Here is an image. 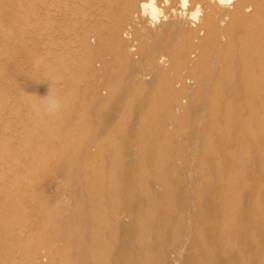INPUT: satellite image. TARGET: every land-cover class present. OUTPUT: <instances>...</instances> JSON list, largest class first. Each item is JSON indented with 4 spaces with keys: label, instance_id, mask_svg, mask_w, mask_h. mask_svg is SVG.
Listing matches in <instances>:
<instances>
[{
    "label": "rangeland",
    "instance_id": "obj_1",
    "mask_svg": "<svg viewBox=\"0 0 264 264\" xmlns=\"http://www.w3.org/2000/svg\"><path fill=\"white\" fill-rule=\"evenodd\" d=\"M138 1L0 0V264H47L35 257L49 248L57 251L54 264H74L81 255L72 242L80 233L78 215L98 199L108 208L109 222L129 224L136 243L150 246L151 257L140 253L139 264L149 260L172 264L181 226H176L177 236L171 240L170 225L155 219L158 212L166 215V203L173 199V195L164 196L162 181L174 169L188 187L184 176L191 165L196 168L193 183L203 180L200 170L211 165L197 159L198 150L203 152L213 138L225 140L218 136V120L227 113L236 119L245 113L252 117L247 126L227 125L232 131L237 127L240 138L255 140L250 151L231 152L255 163L250 168L254 172L264 170V105L240 104L221 95L227 74L222 70L215 72L210 87L200 84L198 78L209 67V59L199 58L200 51L191 54L186 68L180 69V55L171 58L159 49L158 39L165 32L179 33L177 43L189 32L188 25L171 26L172 20L165 18L168 6L180 0H153L160 21L150 30L158 36L144 33L139 42L133 41L136 51H130L129 58L120 55L124 41L118 34L131 27L128 9ZM235 1H225L223 7ZM198 6V17H202L201 5L193 0H187L185 11L192 13ZM237 30L242 29L230 27L233 37ZM251 31L247 32L257 29ZM157 51L165 60L155 68L149 56ZM105 84L110 91L103 89ZM96 91L106 102L93 100ZM49 92L62 99L61 114L38 117L31 102ZM147 132L156 139L145 150ZM132 139L137 143L131 154L121 152ZM215 166L213 175L224 167L222 163ZM255 179L243 182L249 186ZM210 180L222 184L223 197L233 189L231 176ZM142 189L153 197L148 223L133 220L142 213L144 203H139L138 195ZM79 195L87 198L83 204ZM232 203L238 215L246 207L237 199ZM132 206L135 216L129 214ZM259 206L264 207V199ZM248 211L252 214L255 209L248 206ZM194 213L191 228L203 230ZM154 220L162 227L156 230ZM248 220H242L241 228L248 229ZM65 221L72 225L63 230ZM122 228L115 231L121 233ZM248 233L260 240L264 237L259 229ZM196 240L190 239L185 259L178 264H191V257L199 254ZM100 257L105 258L106 252Z\"/></svg>",
    "mask_w": 264,
    "mask_h": 264
},
{
    "label": "bare ground",
    "instance_id": "obj_2",
    "mask_svg": "<svg viewBox=\"0 0 264 264\" xmlns=\"http://www.w3.org/2000/svg\"><path fill=\"white\" fill-rule=\"evenodd\" d=\"M193 1L201 5L203 9L202 17H198L199 6L192 13L185 11L187 0H180L179 3L173 2L168 6L165 18L169 16V19L172 20L170 25L181 28L182 25L186 24L189 32L185 39L182 38L180 43H177L176 39L179 33L165 32L166 34L158 39L159 49L164 50L165 53L168 52L171 58L177 56V54L180 55V69L186 68L191 61V54L200 51L198 55L200 59H209L207 62L209 65L208 70L198 78L200 84L210 87L215 72L222 70L227 73V78L225 77L222 80L224 86L221 95L235 98L240 104L257 102L264 105V0H236L229 8H224L223 5L225 1L230 0ZM179 8L180 11H178ZM128 13L131 27L126 31H122L121 27L116 28L118 31L121 30L122 36L120 34L118 36L122 37L124 41L121 43L123 53H120V55L126 58H129V54L133 50L136 51L133 41L139 42L144 33L151 32L155 37L158 36L157 33L150 30V27H155L156 23L160 21V11L153 0L134 2L129 7ZM255 17L257 18L255 19ZM231 26L242 29L237 30L236 37L231 35ZM251 29L252 31L257 29V32H252ZM149 57L155 68L165 60L158 51L157 53H151ZM252 72H255V76L250 77L249 75ZM229 80L230 83H228ZM128 87L129 85L126 89ZM103 89L109 90L106 84ZM101 96L96 91L93 100L95 102H106V98ZM261 117L264 118V112ZM251 122L252 117L247 113L237 119L235 116H230L229 113L220 116L218 136L225 140L222 142L218 138H213L203 152L198 150L201 156L197 159L211 165L207 169L200 170V176L203 180L193 183L196 168L191 165L192 167L185 173V178L182 175L190 184L188 187L182 185L181 178L174 169H170V176H166L162 181L165 188L164 196L173 195V199L166 203V208L163 207L167 209L165 210L166 215L158 212L155 219H160L162 220L160 222L170 225L169 236L171 240H174L177 236L176 226H181L180 232L178 231L179 241L173 251L172 264H178L184 258L190 245V239L193 236L199 242L201 249L198 255L195 254L191 257V264H264V237L260 240L254 234L248 233V231L254 229L264 231V207L259 206L264 199V170L259 168V171L254 172L250 168L255 166V163H252L249 159L237 158L231 152L250 151L255 143L254 138H240L237 127L235 128L236 131L227 128L228 124L242 127L243 125H249ZM205 129L207 128H204L206 132ZM155 139L152 134L147 132V140L143 145L144 149L147 150V146L152 145ZM137 140L140 145L139 138ZM137 142L134 139L126 142L121 148V152L131 154L132 145ZM83 151L85 152L87 149H83ZM194 161L193 163L196 165L197 161ZM219 163L224 165L221 172L217 175L211 174L216 169L215 165ZM158 173L160 174V172ZM223 176H231L232 178L233 189L226 197L222 196L223 190L220 182H210V177L214 179ZM255 177V182L249 186L243 182L245 178L252 179ZM155 179H157L156 176ZM136 180L140 181L139 179ZM138 195L142 197L139 203L142 205L144 203L145 206L143 205L141 215L136 216L133 220L137 223H148L153 216V197L151 198L150 193H145L143 189L138 192ZM78 199L80 200L79 204H83L87 198L79 195ZM235 199L246 205L239 215L236 214V207L232 203ZM104 204L102 200L98 199L94 201L91 209L78 215L80 233L73 238L72 242L81 255L75 259L74 264H139L140 253L149 259L151 257L150 246H139L136 243V234L133 230H130L132 227L128 229L129 224L121 226L120 221L109 222L106 219L108 208ZM136 205L138 203L134 206ZM248 206L253 207L255 212L250 214ZM170 209L174 211L172 215L168 212ZM90 210L95 211L94 214H90ZM195 210L197 211L195 220L197 225L203 224V230L197 229L198 226L195 227V230L191 228ZM133 212L132 206L129 208V214H134ZM247 218H249L248 229L241 228L242 220ZM130 224L132 225V223ZM151 224L156 226V230L160 227L156 220ZM71 225V222L65 221L63 230L68 229ZM118 227H123L124 230L121 233L116 232L115 229ZM164 227L162 228L163 231ZM154 233L156 236V232ZM34 235V232H32L31 236ZM36 240L40 239L37 238ZM105 252L106 257L101 258L100 255ZM56 253V250L49 248L43 254L38 253L35 259L46 260L47 264H54L52 257ZM160 259L162 260V258ZM148 264H151L150 260Z\"/></svg>",
    "mask_w": 264,
    "mask_h": 264
},
{
    "label": "clouds",
    "instance_id": "obj_3",
    "mask_svg": "<svg viewBox=\"0 0 264 264\" xmlns=\"http://www.w3.org/2000/svg\"><path fill=\"white\" fill-rule=\"evenodd\" d=\"M31 107L36 116L59 117L63 108V101L60 97L49 94L38 101L31 102Z\"/></svg>",
    "mask_w": 264,
    "mask_h": 264
}]
</instances>
